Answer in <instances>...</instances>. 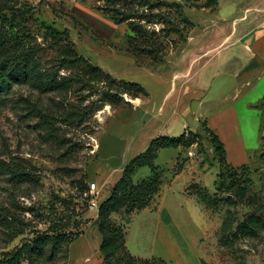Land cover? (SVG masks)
Listing matches in <instances>:
<instances>
[{"label":"rangeland","instance_id":"1","mask_svg":"<svg viewBox=\"0 0 264 264\" xmlns=\"http://www.w3.org/2000/svg\"><path fill=\"white\" fill-rule=\"evenodd\" d=\"M205 2L186 5L187 39L169 51L165 61L140 65L121 50L127 47L128 24H116L98 10L102 1L0 0L5 21L12 18L10 6L20 7L15 21L30 33L25 39L37 51L41 72H53L61 82L57 89L45 90L29 75L0 95V164L22 170L18 175L0 168V260L5 264H16L9 260L10 253L61 231L60 251L53 252L46 244L40 257L35 254L32 261L24 255L20 263L97 264L102 234L81 185L97 182L103 201L126 165L147 150L152 138L185 132L199 134V145L159 151L156 164L166 174L151 206L133 214L129 223L123 211L112 216L114 225L126 227L129 252L141 258L159 257L165 264H264V235H233L239 221L256 213L254 204H264V116L244 106L248 98L228 97L225 93L231 86L221 91L222 77L216 74L222 61L229 59V50L222 48L228 44L221 43L224 37L234 29L240 33L255 13L248 8L264 6V0H218L216 9L203 7ZM41 22L68 30L79 55L109 76L81 79L78 69L61 68L59 48L44 40ZM162 26L154 28L159 31ZM173 37L177 35L171 32L166 41ZM146 59L142 53L141 60ZM201 80L206 91L198 88ZM127 81L148 91L147 96L140 95L142 105L130 102L136 99L132 91L121 93L115 103L106 100V95L124 91ZM233 104L239 109L245 150L241 153L228 143L227 156L236 166L248 164L250 170L238 168L233 177L225 175L221 189L216 185L220 164L204 123L219 135L211 116ZM245 112L255 117L248 119ZM178 157L185 168L176 176ZM150 172L149 167L140 168L135 181ZM238 186L245 190L244 197L236 196ZM185 187L188 196L181 192ZM202 189L214 196L207 205L198 197ZM84 206L80 216L71 215ZM158 206L165 209L159 211L161 216ZM65 216H72L67 226L60 221ZM231 223L233 229L225 233Z\"/></svg>","mask_w":264,"mask_h":264},{"label":"trees","instance_id":"2","mask_svg":"<svg viewBox=\"0 0 264 264\" xmlns=\"http://www.w3.org/2000/svg\"><path fill=\"white\" fill-rule=\"evenodd\" d=\"M88 1V0H81ZM102 1V5L96 8L107 15L116 24L127 23L130 32L127 34V47L121 48L127 53L134 56L140 65L157 64L165 61L166 54L175 49L179 43L187 39L186 28L190 23L185 14L187 4L198 6L203 0H98ZM218 0H206L203 7L216 9ZM173 7V10L169 9ZM13 11L11 20L5 21L6 16H0L4 19L0 21V95L1 93H9L12 91L15 83L25 79L29 75H33L37 86L45 90L57 89L61 82L54 76L53 72L42 73L39 68V57L35 47L30 40H26L25 36L30 35L23 28L19 21H15L16 11H21L20 7L15 4L10 6ZM0 8V13L2 12ZM21 13V12H20ZM75 22L76 18L73 16ZM163 26L157 31L154 26L156 24ZM192 25L194 23L191 22ZM44 31V40L51 41L52 44L58 46L60 52V66L67 69H78L82 75L80 78L88 77L89 79H101L108 74L93 65L82 55H79L68 30H58L52 25L41 22L39 25ZM175 33L177 37L170 38L166 41L168 34ZM142 53L147 55V59L142 61ZM46 77L44 80L42 77ZM113 84L115 81H112ZM124 91L116 94H108L106 100L115 103L121 93L132 91L133 97L137 98L147 96L148 92L139 83L126 82L123 83ZM127 89V90H126ZM122 98V97H121ZM263 101L255 105L264 111ZM211 143L213 144V152L215 159L220 164L219 177L216 179V185L221 189L224 188L223 180L225 175L229 178L236 174L238 168L249 171L248 164L235 166L228 161L225 143L213 129L206 126ZM199 134L193 132H185L180 136L161 135L154 138L149 144L147 150L133 158L124 168L123 174L118 181L115 182L110 195L100 202L97 209L98 216L96 223L102 234V242L100 245L101 261L99 264H165V260L159 257L141 258L132 255L126 245V227L116 226L112 222L114 213L124 212L129 218L127 223L131 221V216L147 207L151 206L154 195L160 194L164 184L166 169L156 164L158 153L164 148H177L178 146L192 147L198 144ZM264 140V135H263ZM264 155V152L262 153ZM176 176L185 168V162L181 159L177 160ZM142 167H149L151 172L148 176L136 180L134 176ZM1 169H7L14 174L21 175L22 170L19 168H9L7 163L0 164ZM83 191L88 190L87 185H81ZM231 188L228 187V190ZM220 189V191H221ZM236 196H245V190L240 186L234 190ZM199 200L207 205L214 196L202 189L198 192ZM89 206V198L84 200ZM256 213L247 216L243 221H239L233 235H241L246 238H255L264 235V204H254ZM86 210V206L78 211H73L71 215L80 216ZM260 213V214H258ZM72 216L63 217L60 221L64 222L63 226H67ZM233 224L227 225L223 229L226 233H230ZM58 232V231H56ZM64 232L43 235L42 238L36 239L32 245H25L19 251L10 253L9 260L16 264H21V257L26 255L33 261L36 254L37 258L41 256L44 245L51 244L53 252L60 251L62 246V237ZM0 264H5L4 260H0Z\"/></svg>","mask_w":264,"mask_h":264},{"label":"crops","instance_id":"3","mask_svg":"<svg viewBox=\"0 0 264 264\" xmlns=\"http://www.w3.org/2000/svg\"><path fill=\"white\" fill-rule=\"evenodd\" d=\"M248 9H253L251 11L255 12L253 18L244 26L240 33H238L237 29H234L221 42L223 44L228 41V44H223L222 48L229 50L227 54L229 59L222 61L221 68L216 74L222 77L219 83L221 91H227V88L231 86V91H227L225 94L228 97L232 96L235 101L248 98V100H245L244 106L256 109L259 112L257 114L262 117L264 116V111L256 108L255 105L264 100V6L255 4ZM184 74L188 75L187 73ZM203 80H201L202 84L199 82L201 87L198 88L206 91ZM134 102L132 104L140 106L144 100L142 97H137ZM203 105L204 97H201L199 107H203ZM245 113L248 119L251 115L255 117L251 113ZM215 118H217L215 120L217 125L213 120ZM210 123L218 131L220 138L225 143L226 151L228 150V143H230L243 153V150H245L244 134L240 124L239 109L236 104L227 107V109L215 110L211 116ZM228 161L233 164L229 159ZM187 188L185 187L181 190L185 196L189 195ZM93 210L96 211L94 217L97 218L98 211L96 209ZM164 210V207L158 206V212L156 213ZM161 212L159 213L160 216ZM162 227L160 226V228ZM100 261L101 257L96 263L99 264Z\"/></svg>","mask_w":264,"mask_h":264},{"label":"built area","instance_id":"4","mask_svg":"<svg viewBox=\"0 0 264 264\" xmlns=\"http://www.w3.org/2000/svg\"><path fill=\"white\" fill-rule=\"evenodd\" d=\"M188 154L190 157L194 156L193 151H189ZM101 192L102 189L97 182L95 181L89 182V187L85 194L86 197L89 198V207L91 209L97 210L99 208L101 202L100 200Z\"/></svg>","mask_w":264,"mask_h":264},{"label":"water","instance_id":"5","mask_svg":"<svg viewBox=\"0 0 264 264\" xmlns=\"http://www.w3.org/2000/svg\"><path fill=\"white\" fill-rule=\"evenodd\" d=\"M131 103H134V100H130Z\"/></svg>","mask_w":264,"mask_h":264},{"label":"bare ground","instance_id":"6","mask_svg":"<svg viewBox=\"0 0 264 264\" xmlns=\"http://www.w3.org/2000/svg\"><path fill=\"white\" fill-rule=\"evenodd\" d=\"M135 103V102H134Z\"/></svg>","mask_w":264,"mask_h":264}]
</instances>
